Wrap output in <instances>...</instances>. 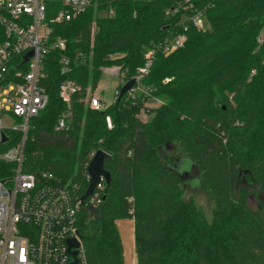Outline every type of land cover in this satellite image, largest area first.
<instances>
[{
	"label": "trees",
	"instance_id": "trees-1",
	"mask_svg": "<svg viewBox=\"0 0 264 264\" xmlns=\"http://www.w3.org/2000/svg\"><path fill=\"white\" fill-rule=\"evenodd\" d=\"M175 1L97 0L70 20L50 23V39H63L65 48L43 56L39 83L48 102L29 120L23 168L51 171L82 196L90 153H106L110 182L102 200L78 213L88 264H125L121 219L133 220L137 264H264V207H248V186L264 192V40L256 41L264 32V0H191V9L174 12ZM45 2L49 20L61 0ZM193 10L203 12L204 29L182 18ZM180 33L178 48H157ZM151 48L144 91L117 99ZM60 54L71 58L67 74ZM112 64L122 73L114 100L92 109L87 90ZM67 78L79 86L70 104L59 96ZM148 98L159 104L142 120ZM66 113L69 128L56 131ZM11 135L4 147L19 140ZM175 144L184 155L170 158ZM10 167L0 161V177ZM194 180L213 203L211 217L184 197Z\"/></svg>",
	"mask_w": 264,
	"mask_h": 264
},
{
	"label": "built area",
	"instance_id": "built-area-1",
	"mask_svg": "<svg viewBox=\"0 0 264 264\" xmlns=\"http://www.w3.org/2000/svg\"><path fill=\"white\" fill-rule=\"evenodd\" d=\"M91 4L94 0H61V8L47 20L45 0H0V161L11 166L9 173L0 177V264H88L78 230V213L81 205L88 208L99 205L104 194V179L82 203L75 185L62 182L48 170L25 171L23 160L29 120L48 102V95L39 83L43 75V56L50 49L65 48L63 39H50V23L70 20ZM191 7V0H176L173 10L178 12ZM182 18L197 29L205 28L201 10L184 13ZM184 38V34H177L157 48L167 54L181 46ZM263 40L264 32L256 41L262 43ZM155 50L151 48L145 53L144 64L132 76L135 83L125 93L127 98L133 99L144 91L140 80L148 73ZM29 51L32 53L25 61L24 56ZM70 61L68 55L60 54L61 73L70 71ZM101 73L106 78L116 77L122 81L119 65L104 66ZM78 89L76 82L67 78L59 85V96L70 104ZM88 91L85 98L88 106L103 109L102 100L96 95L89 97ZM68 118L69 113L59 116L54 129H68ZM105 121L111 127L109 115L105 116ZM12 133H16L19 140L4 147L2 144L13 140ZM2 134L6 137L4 141H1ZM94 153H90L84 164L86 172ZM87 179L89 181L88 173ZM73 239L79 242L78 247L70 245Z\"/></svg>",
	"mask_w": 264,
	"mask_h": 264
},
{
	"label": "rangeland",
	"instance_id": "rangeland-1",
	"mask_svg": "<svg viewBox=\"0 0 264 264\" xmlns=\"http://www.w3.org/2000/svg\"><path fill=\"white\" fill-rule=\"evenodd\" d=\"M97 4V0H94V6ZM101 13V12H100ZM119 84V79L116 77H104L102 76L96 89L89 90L88 96L96 95L102 102L106 105L110 104L115 97L117 91V85ZM159 104L158 100L155 98H148L144 100V108L140 111V118L142 120L149 119L152 116V109ZM151 109L150 112L147 110ZM184 153L179 144L173 145L168 151L167 156L170 158L181 157ZM196 181L191 183V187L187 186L184 191V197H190L197 205L201 206L207 213L208 217H211L213 210V203L206 195L205 191L200 188H195ZM251 191L248 197V207L250 209H258L264 207V192L259 189V186L254 183L248 186ZM118 229L122 238V243L124 247V259L125 264H137L135 245H134V225L131 219H123L117 222Z\"/></svg>",
	"mask_w": 264,
	"mask_h": 264
},
{
	"label": "water",
	"instance_id": "water-1",
	"mask_svg": "<svg viewBox=\"0 0 264 264\" xmlns=\"http://www.w3.org/2000/svg\"><path fill=\"white\" fill-rule=\"evenodd\" d=\"M32 51H29L25 56L24 60L26 61L28 57L31 55ZM135 83V80L133 78L127 80L124 82L121 86V88L118 91L117 99H120L122 95H124ZM5 135H1V141L5 140ZM106 153L98 149L95 151L93 157L89 161L88 167H87V173L89 175V184L86 188L85 192L81 196V202L83 203L85 199L90 196L96 185L101 182L102 178L105 181V185H108L110 182V173L104 168V161L106 158ZM70 245L78 247L79 242L77 240H70ZM77 251H73L72 254L75 255Z\"/></svg>",
	"mask_w": 264,
	"mask_h": 264
},
{
	"label": "crops",
	"instance_id": "crops-1",
	"mask_svg": "<svg viewBox=\"0 0 264 264\" xmlns=\"http://www.w3.org/2000/svg\"><path fill=\"white\" fill-rule=\"evenodd\" d=\"M121 220H123V219H121ZM118 221H120V220H118ZM133 221V220H132ZM121 236V235H120ZM122 239V238H121ZM124 248V247H123Z\"/></svg>",
	"mask_w": 264,
	"mask_h": 264
}]
</instances>
